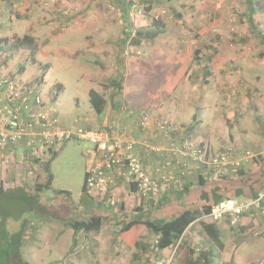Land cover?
Returning <instances> with one entry per match:
<instances>
[{
	"label": "crops",
	"instance_id": "crops-1",
	"mask_svg": "<svg viewBox=\"0 0 264 264\" xmlns=\"http://www.w3.org/2000/svg\"><path fill=\"white\" fill-rule=\"evenodd\" d=\"M192 1L182 0V8L186 3H195ZM254 1L257 2L249 0L251 4ZM261 1V6L256 9L250 10V4L245 5L241 28L251 36L237 41L226 39L223 45L229 48L221 49L219 54L217 49L214 50L217 59L211 58L210 69L204 71V82H193L187 77V69L179 68L177 64L171 66L172 61L170 66L162 61L165 66L159 65L158 72L170 70L175 74L171 75L172 80L149 77L144 86L148 88V94L142 95V87L140 89L138 84L125 91L110 88L108 95L102 96L105 105L99 115L89 103V110L95 115H103L102 119L95 118L90 122L91 128L99 129L111 123L117 133H124L133 142V153L146 173L160 186L159 195L154 200L141 197L135 184L128 181L118 182L103 197L92 198L81 192L75 203L69 191L58 190L46 199L49 203H43L46 212L35 209L36 218L25 224L32 238L24 241L23 233L21 243L24 245L20 248L26 257L24 262L186 264L191 252L194 257L205 252L208 264H264V214L257 208L244 210L238 217L226 215L219 222L208 221L201 215L186 228L174 246L164 249L158 247V233L143 226L144 222L166 221L181 212L185 203L176 206L177 199L181 197L186 201L188 190L197 188L201 179L212 180L220 175L231 180L240 170L251 176L261 168L262 164L260 160L257 163L256 158L264 159V84H261L264 75L254 72L264 67V0ZM173 51L167 52L174 57ZM205 53L211 57L210 52ZM162 57L165 59V52L153 51V58ZM231 61L248 63V66L233 77L232 71L225 70L227 62ZM244 71L252 74L246 77L250 81L248 84L242 83ZM0 73L4 74L5 69ZM210 78L214 79L212 84ZM225 80L234 85H226ZM144 114L151 117L147 127L140 125ZM87 115L88 112L84 121ZM164 120L170 126L166 132L157 125L158 121ZM184 141L206 149L209 155L230 147L233 149L232 160L243 158L248 150L255 155L242 159L236 172L231 165L222 170L209 169L193 159L192 151L180 152ZM170 150L176 154L172 155ZM20 157V149L0 148V169H4L3 180L8 181L5 186L9 193L17 192L10 187L20 176ZM11 176L15 178L11 179ZM234 201L243 204L253 200ZM260 204L264 208V200ZM93 216L103 219L97 230L76 232L70 226L71 222ZM202 221L215 224L220 247L204 233ZM130 222L136 224L125 231Z\"/></svg>",
	"mask_w": 264,
	"mask_h": 264
},
{
	"label": "rangeland",
	"instance_id": "rangeland-1",
	"mask_svg": "<svg viewBox=\"0 0 264 264\" xmlns=\"http://www.w3.org/2000/svg\"><path fill=\"white\" fill-rule=\"evenodd\" d=\"M127 1L131 5L124 15L125 7L120 0H0V39L8 38L12 42L27 34L35 45L34 65L28 62L27 49H21L11 56L0 53V70L5 69V73L0 74L29 88L36 86L35 80H38L41 71L46 70L43 67L48 65L49 75L45 83L36 87L45 98V110L54 111L63 128L92 129L90 122L95 118L102 119L103 115H95L89 110V89L105 97L109 89L114 88L111 80L117 78L122 91L138 84L140 89L142 87V95L148 94V88L144 86L149 77L161 76L172 80L171 75L175 74L168 70L169 67L166 73L158 72L159 65L165 66L162 61H166L168 66L172 61L171 66L177 64L179 68L187 69V77L191 81L202 83L204 71L210 69L211 58H215L214 50L217 49L219 54L221 49L229 48L223 45L226 39L237 41L251 36L241 28L245 0H193L195 3H186L183 8L182 0ZM256 1L250 3V10L261 6L262 1ZM155 23L159 24L162 33L154 40L137 35V32L152 29ZM126 34L129 36L125 37ZM123 37L126 39L121 43ZM152 48H155L153 51L165 52V59L153 58ZM170 50H174V57L167 52ZM179 50L180 53H177ZM205 51L210 52L211 57ZM195 52L199 53L195 55ZM246 65L248 63L231 61L227 62L225 70L232 71L235 77ZM22 67L24 72L21 75ZM263 69L259 67L254 72L264 75ZM251 75L244 71L242 83L248 84L250 81L246 77ZM209 81L212 84L214 79L210 78ZM225 81L226 85H234L230 80ZM76 100H79L77 105ZM90 150H93V145L83 141H68L62 146L50 164L53 183L43 193L44 203H49L46 199L62 189L69 191L73 203L77 202L85 173L92 164V156L86 153ZM49 152L46 151L42 162L48 160ZM3 173L2 167L0 231L6 232L7 241L20 231L25 233L24 241L28 240L32 234L25 224L36 218L35 213L25 202L10 197L5 186L8 181L3 180ZM36 176L40 181L45 178L38 168L37 174L28 179L31 181L26 187L32 195L35 182L32 178ZM21 250L20 247L17 250V259L24 262L26 257ZM0 264H8L6 256Z\"/></svg>",
	"mask_w": 264,
	"mask_h": 264
},
{
	"label": "built area",
	"instance_id": "built-area-1",
	"mask_svg": "<svg viewBox=\"0 0 264 264\" xmlns=\"http://www.w3.org/2000/svg\"><path fill=\"white\" fill-rule=\"evenodd\" d=\"M0 85L4 87L0 97V148L21 150V176L24 180L35 176L36 166L33 160L41 158L46 151L59 149L65 141H83L93 145V150L86 152L92 156V164L87 169L85 179L88 196L103 197L118 182L128 181L135 184L141 197L153 200L158 197L160 186L146 173L134 155L133 142L124 133H117L111 123H106L99 129L63 128L59 125L55 112L45 110V98L38 89L20 85L2 75ZM150 121L151 117L144 114L140 125L147 127ZM157 123L158 128L164 132L170 128L165 120ZM190 151L193 152V159L206 168L222 170L231 165L234 172L242 159L255 155L248 150L243 158L232 160L233 149L230 147L209 155L206 149L184 141L180 152ZM169 153L176 154L174 150ZM262 200L264 191L256 200L243 204L226 200L213 206L206 217L219 222L226 215L238 217L250 208H257L264 214V208L260 204Z\"/></svg>",
	"mask_w": 264,
	"mask_h": 264
},
{
	"label": "trees",
	"instance_id": "trees-1",
	"mask_svg": "<svg viewBox=\"0 0 264 264\" xmlns=\"http://www.w3.org/2000/svg\"><path fill=\"white\" fill-rule=\"evenodd\" d=\"M245 2L247 5L250 4L249 0H246ZM120 4L123 7H125V12H124L125 15L131 3L127 0H120ZM160 33H162L161 27L159 26L158 23H155L152 29L150 28L144 32H137V35L152 41ZM127 36H129V34H126L125 37ZM125 37L122 38V40L120 41L121 43L125 41L126 39ZM21 49L29 50L27 59L29 63L34 65L35 45L33 43L32 38L29 35L26 34L21 38H15V40H13L12 42H10L8 38L0 39L1 54H9V56H11L15 52ZM198 53L199 52H195V55ZM43 68L46 70L41 71V75L38 77V80H35L36 86H34V90H36V87H40L42 84H44L45 78L49 75L48 72L49 66L45 65ZM21 71H23V68H21ZM120 84L121 83L119 82V80H117V78L111 80V85L114 86V89L117 91L121 89ZM3 88L4 87L0 85V91H3ZM88 95H89V103L93 111L98 115L101 114L105 105V100L103 99L102 95H100L94 90H90ZM67 142L68 141H65L63 145L66 144ZM62 146L59 149H55L52 151L50 150L49 152L50 156L48 160L45 162H42V158L46 156V152L42 155L41 158H36L33 160V163L36 166L35 174H37L39 168L41 169V171L45 176L43 181H40L38 176L32 178V180L33 179L35 180L34 185L32 187L34 193L33 195L29 193L30 189L26 187L28 182H30L31 180L23 179V177L21 176V164H20V176L18 179H16L15 183H13V186L10 187L11 189L12 188L17 189L16 190L17 192L10 193V197L12 198L17 197L18 199H20L18 200L19 202L21 201L25 202V204L28 206V208L32 210V212H35L36 211L35 209L43 210V203H44V201L42 200L43 193L51 188L53 182V176L50 171V164L52 161H54ZM256 160L257 163L260 160L259 163H261L262 166L254 175L249 176L247 175L246 172L240 170L239 172L236 173L235 179H231V180H226L225 178H222L220 175H217V177L212 180L201 179L197 183V188L188 190L189 192H187L186 194V201H184V198L181 197L180 199H177L174 205L180 207L182 203H185L181 212L179 211L177 215L171 216V218L166 221L144 222L143 226L148 227L150 230L154 231L155 233H158V235L160 236L158 241V247L160 249H164L167 247L174 246L177 243V241L180 239L186 228L193 221H195L197 217L201 215L205 216L203 219L212 222V220L206 216L210 213V210L213 206L218 205L223 201L237 200V199L256 200L259 197V195L262 194L264 191V159L256 158ZM86 175L87 173H85V178L82 186L83 194H86L85 191ZM15 189L12 190L15 191ZM2 193L3 192H1V194ZM57 195L59 194L57 193ZM193 206L197 207V209L191 208ZM43 211L46 212V210ZM102 220L103 219L101 217L93 216L87 220L71 222L70 226L76 232L77 231L88 232L91 230H97ZM211 222L202 221L200 224L202 226L204 233L209 237V239L217 243L220 247L221 244L218 239V230L215 224ZM134 224H136V222L128 223L127 226L125 227V231L128 230L129 227H131ZM23 233L24 232L20 231L17 234L12 235L9 237V240L7 241L6 232L0 231V261L3 262V257L6 256L8 264L9 262L10 264H28L26 262L21 261L20 259L19 260L17 259L18 257L17 250L21 245ZM2 253H4V256ZM193 255L194 253L191 252L190 257L188 258L186 264H208L207 254L205 252L199 253L197 257H194Z\"/></svg>",
	"mask_w": 264,
	"mask_h": 264
}]
</instances>
